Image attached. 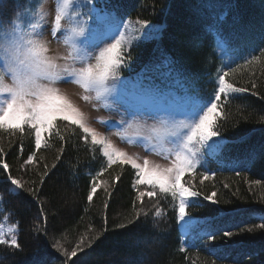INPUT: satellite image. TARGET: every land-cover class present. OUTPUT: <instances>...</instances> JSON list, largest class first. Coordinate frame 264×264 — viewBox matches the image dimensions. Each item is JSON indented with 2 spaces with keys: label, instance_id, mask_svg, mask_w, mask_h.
<instances>
[{
  "label": "trees",
  "instance_id": "16d2710c",
  "mask_svg": "<svg viewBox=\"0 0 264 264\" xmlns=\"http://www.w3.org/2000/svg\"><path fill=\"white\" fill-rule=\"evenodd\" d=\"M117 2L124 10V22L132 27L135 36L141 37L133 41L131 68L123 70L121 77L135 82L145 67L169 58L170 65L146 74L151 75L153 83L161 89L160 97L173 102L180 100L187 107L195 98L211 99L217 87L216 73L222 67L217 48L227 52L229 65L225 71H235H230L226 80L236 87H249V91L222 96L221 116L216 118L221 136L214 139L223 137L225 147L209 153L205 157L207 163L194 174L182 177L181 182L186 187L202 195L189 198L187 215L180 221L176 200L170 194L165 197L157 189V196H145L143 201L137 199L138 192L133 187L135 176L130 166L113 165L97 176L99 187L89 202L91 176L104 164L99 154L93 161L92 154L84 151L82 142L77 151L76 141L60 153V143L46 134H42L41 149L35 150L27 126L21 134L5 125L0 128L3 159L9 164L11 175L24 182L25 187L32 188L36 196L25 193L26 199H23L9 194L5 191L4 174L0 172V226H15L21 245L19 250L0 245V264H32L38 256L47 257L48 264H65V257L52 247L54 239L69 252L81 242L86 245L84 252L78 251V257L87 264H213V261L237 264L233 257L218 259L201 247L199 237L212 227H227L234 233L240 228L254 227L253 232H240L230 241L218 238L215 243L222 249L228 244L241 264H253V261L264 264V229L259 227L264 224V158L247 163L249 150L264 146V99H261L264 97V55H261L264 0ZM30 8V0H7L0 45L6 34L12 33L10 40L13 37L7 21L14 18L15 11L23 12L24 18ZM103 13L117 15L115 9H105ZM138 19L149 22L148 35H144ZM153 28L159 31L153 32ZM16 33L19 34L17 28ZM125 33L129 37V33ZM252 56L259 59L246 63ZM253 81L255 89L250 86ZM56 123L62 134L71 132L65 127L66 122L57 120ZM34 150L36 159L25 165L24 161ZM45 165L51 171L41 179ZM205 171L208 179L202 175ZM138 187L140 191L151 190L146 186ZM212 193L218 203L203 200V195ZM157 205L163 210L160 217L155 216ZM136 213L140 214L139 222L129 223ZM42 216L47 218V235L35 231L37 226H45ZM121 224L125 227H120ZM249 251L253 254H245Z\"/></svg>",
  "mask_w": 264,
  "mask_h": 264
},
{
  "label": "snow or ice",
  "instance_id": "6c2138e0",
  "mask_svg": "<svg viewBox=\"0 0 264 264\" xmlns=\"http://www.w3.org/2000/svg\"><path fill=\"white\" fill-rule=\"evenodd\" d=\"M6 2L7 0H0V31L5 28ZM71 3L72 0H62L57 4L51 22V35L56 38L62 29V22H66L72 25L67 29L70 36L85 37L83 43L86 46L77 47L73 42L71 51L64 57L57 58L48 54L50 50L47 42L42 38V28L39 31L36 30L31 20L28 21L32 25L31 31L22 34L16 33V28L23 22V12L15 11L14 18L7 21L12 28L13 37L6 44L0 45V60L3 61L4 69L0 70V93L8 96L7 99L0 100V128L7 125L11 130H18L24 134L25 126H27L35 150L41 149L42 134H46L49 138L60 143V153L65 151V146L72 147L73 142L76 141L77 151L80 150L82 142L84 151L92 154L93 161L99 154L104 159V164L95 175L91 176L90 191L87 196L89 202L93 200V195L99 187L96 183L97 176L102 175L113 165L130 166L135 176L133 187L138 192L137 199L143 201L145 196L153 198L158 194L157 189L165 197L169 194L174 200L178 197L177 215L180 221H184L189 198H197L202 194L186 187L181 182L182 177L188 173L194 174L197 168L204 167L207 163L205 157L209 153H216L224 149L225 139L223 137L220 140L214 139L221 136L216 118L221 116L219 110L223 107L220 103L222 96L245 93L249 91V87H236L229 83L226 77L230 75V71L235 70L225 71L221 68L216 73L217 87L211 99L195 98L187 111L181 114L184 116V119L181 120H177L174 115H158L153 110V105L159 102L161 89L153 83L152 76L146 74L157 72L161 66H168L172 61L169 58H164L158 64L145 67L138 74L134 83L127 78L121 79V72L131 68L132 53L130 48L132 43L141 38L140 36L129 38L125 31L121 30L122 26L126 27L122 6L117 0H86L85 6L88 8V12H75L69 16L68 9ZM98 8L99 12H97ZM105 9H115L117 15H101ZM80 16H85L87 19H78ZM41 18L43 19V17ZM89 21H91L90 28L87 27ZM137 23L141 29L145 30L144 35H148L149 22L138 19ZM152 31L158 32L159 30L153 28ZM261 39L264 40V36ZM67 42L66 39L65 43ZM96 52L98 54H95ZM261 55H264V50H261ZM258 59L259 57L252 56V59L247 60L246 63L251 64ZM60 60L64 62L60 63ZM6 77H10V82L6 80ZM61 83L74 84L82 89L84 94L81 98L85 102H91L94 99L104 109L117 112L123 108L124 112L121 114L119 123L111 122L118 129L114 134L119 140L125 144H132L129 137L131 133L142 137L144 144L155 141L156 143L152 147L145 148V151L153 152L159 148V155L164 156L166 153L165 158H172L171 165L165 168L150 167L147 159L138 163L136 156L121 150L109 136L91 126L87 115L73 102L66 91L61 90L59 87ZM250 86L255 89L256 83L253 81ZM129 87L135 89L130 100L126 99L123 94V90ZM92 93L95 94L94 97L91 95ZM253 95L256 93L253 92ZM57 120L66 122L65 127L71 129L68 135L61 133L56 123ZM97 122L105 128H108L110 124L103 119ZM166 145H171V147H166ZM35 150L28 155L24 161L25 165L32 164L36 159ZM20 152H23L22 142ZM3 155V149L0 148V172L4 174L5 191L17 198L26 199L25 193L35 197L36 192L32 188L25 187L24 182L11 175L10 166L3 159ZM258 158H264V146L250 149L247 163L253 164ZM56 159L59 160L60 156H57ZM55 167L56 165L53 164L52 168ZM45 169L41 179L47 177L51 171L47 165H45ZM202 175L204 179H208L207 171ZM119 179L120 177L117 176L116 180L119 181ZM253 183L259 184L260 181ZM138 186H146L151 190L140 191ZM105 191L107 192L108 189L105 188ZM214 196L215 193L203 195V200L218 203ZM0 202H2V196H0ZM162 215L163 210L158 205L155 206V216ZM42 218L45 226L43 228L37 226L35 231L47 235V218L46 216H42ZM139 218L140 214L136 213L129 223L136 224L139 222ZM119 226L125 227L124 224ZM259 227L264 229V224ZM255 230L254 227L240 228L238 232L234 233L227 227H212L210 231H205L199 240L201 247L205 248L210 255H216L218 259L233 257L237 259V264H241L238 257L233 256V251L228 244H224L222 249L215 242L218 238L222 241H230L233 235ZM0 245L21 249L14 226L8 229L7 234L0 228ZM52 247L65 257V264L68 261H71V264H87L86 261L78 257V251L84 252L86 247L82 242L70 252L56 239H54ZM180 250L186 251L184 248ZM245 254L252 255L253 252L249 251ZM73 257L76 259L73 260ZM32 264H48L47 257L38 256L33 259ZM253 264L256 262L253 261Z\"/></svg>",
  "mask_w": 264,
  "mask_h": 264
},
{
  "label": "rangeland",
  "instance_id": "374dc122",
  "mask_svg": "<svg viewBox=\"0 0 264 264\" xmlns=\"http://www.w3.org/2000/svg\"><path fill=\"white\" fill-rule=\"evenodd\" d=\"M62 2V0H30L31 8L27 12V15L23 18V22L17 27L19 34H22L27 31L32 30V25L28 23L29 20H31L32 24L35 25L36 30H43V36L42 38L47 42V46L49 48V55L53 57H64L66 56L70 51L73 42H75L77 47H85V37H72L70 36L67 29L71 27L72 25H69L66 22H62V29L60 32H58L57 37L53 38L51 35V22L54 18V12L55 8L58 3ZM86 0H72V3L69 6L68 14L69 16H72L75 12H88V8L85 6ZM97 12H99V9H97ZM95 15V13H93ZM101 15H104V13H101ZM43 17V19L41 18ZM78 19L85 20L87 17L80 16ZM126 27H123L121 29H124L129 33V38H132L135 36V33L132 29V27L125 21ZM88 28L91 27V21H89V24L87 26ZM10 34H6L3 43L6 44L8 41H10ZM87 35V33H86ZM67 39V43H65V40ZM220 55H225L223 50H219ZM95 54H98L96 52ZM60 63H63V60L59 61ZM94 62V61H93ZM79 66V65H77ZM0 70L3 69V61L0 60ZM121 79H125L122 78ZM6 80L10 82V77H6ZM61 90L66 91L70 96L73 102L81 108V110L87 115L89 118V121L91 123V126L97 128L98 130L105 133V135L109 136L110 139L113 140V142L121 149L126 152H128L130 155H134L137 157V162L142 163L144 159H147L149 161V166H159L160 168H165L171 165L172 158H165L167 154L165 153L164 156L159 155V148H156L153 152H147L145 151V148L152 147L153 144H155V141H152L150 143L144 144L143 138L135 136L134 134H129L130 139L132 140V144H125L122 143L119 138L114 134L118 129L115 127L114 124L111 122L119 123L121 120V114L124 112V109L121 108L119 112L111 109H104L97 101L94 99L91 102H85L81 98L83 93L82 89H79L76 85H69L61 83L59 85ZM135 91L133 88L129 87L125 90H123V94L126 99L130 100L131 97L134 95ZM94 97V93L91 94ZM7 94L0 93V100L7 99ZM159 102L157 104L153 105V110L161 116H167V115H174L177 120L184 119V116L181 115L185 112L184 104L178 100L176 104L172 105L174 102L170 99H158ZM171 104V105H170ZM168 107V111H165L164 109ZM115 107V106H114ZM157 108H163V109H157ZM182 109V110H181ZM105 120L110 122L109 127L105 128L103 125L99 124L97 121L99 120ZM136 145V146H133ZM143 145V146H141ZM166 147H171V145H166ZM179 203V198L177 197V205ZM13 226L6 225L2 226L1 228L3 231L7 234L8 229Z\"/></svg>",
  "mask_w": 264,
  "mask_h": 264
}]
</instances>
